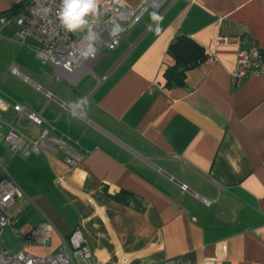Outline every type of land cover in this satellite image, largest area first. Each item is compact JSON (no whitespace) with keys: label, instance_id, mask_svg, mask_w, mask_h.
Listing matches in <instances>:
<instances>
[{"label":"crops","instance_id":"obj_1","mask_svg":"<svg viewBox=\"0 0 264 264\" xmlns=\"http://www.w3.org/2000/svg\"><path fill=\"white\" fill-rule=\"evenodd\" d=\"M23 1L0 0V13ZM154 11L163 17L159 33ZM2 20L14 34L11 15ZM179 33L209 55L182 82H168V47ZM251 37L264 52V0H164L93 74L57 81L40 61L41 71L5 67L11 82L0 96L40 112L41 126L23 120L20 128L34 138L45 130L58 152L13 155L8 171L31 201L19 204L4 244L46 255L79 226L91 258L73 251L75 264H264V76L231 83L238 45ZM80 98L87 115L73 116ZM66 146L76 167L64 160ZM46 220L41 243L32 233Z\"/></svg>","mask_w":264,"mask_h":264},{"label":"built area","instance_id":"obj_2","mask_svg":"<svg viewBox=\"0 0 264 264\" xmlns=\"http://www.w3.org/2000/svg\"><path fill=\"white\" fill-rule=\"evenodd\" d=\"M164 0H139L134 5H127L122 0H102L100 2V23L96 31L101 35L97 46L100 53L94 59H83L78 55L81 44L84 42L85 31L68 33L59 24L55 16L61 0H28L23 8L11 17L15 23L14 38L28 46L42 64L51 66L57 81L69 74L80 72L92 73L93 64L107 52L114 50L128 31L140 25L151 7H158ZM52 8L47 17L38 14L39 6ZM3 20L0 19V36L3 29ZM113 24H119L122 32L116 37L108 35ZM150 29V26H147ZM113 39L115 43H113ZM237 49L235 70L231 74L232 85H237L242 79L252 76H264V52L254 38L243 40ZM11 72L22 75L19 69L11 65ZM106 76H102L105 78ZM40 88L39 85H37ZM50 96V92H46ZM23 120L41 126L44 118L40 112L31 110L24 105L11 104L0 96V142L13 155L27 156L32 153L58 152L55 140L43 130L38 137H29L21 128ZM65 162L71 167L79 163L78 157L69 147H64ZM31 201L27 194L10 175L6 160L0 156V264H75L73 251H79L83 258H91V251L82 229L77 226L68 237L60 236V243L56 252L46 255H33L24 250L14 252L3 241L2 235L6 227L12 226L19 204ZM205 204L210 200L203 199ZM52 224L46 220L32 235L41 243L49 237ZM161 264H216V260L205 258L201 262H192L183 258H167Z\"/></svg>","mask_w":264,"mask_h":264},{"label":"clouds","instance_id":"obj_3","mask_svg":"<svg viewBox=\"0 0 264 264\" xmlns=\"http://www.w3.org/2000/svg\"><path fill=\"white\" fill-rule=\"evenodd\" d=\"M39 4V0H37ZM38 14L43 17L49 16L52 13V8L48 6H39L37 9ZM152 20L155 22V32L159 33L160 23L163 17L158 12H152ZM60 26L68 33H78L85 31L86 35L83 37V43L79 49L78 55L83 59H94L99 53L100 48L97 46L101 40V35L96 31V26L100 23V0H61L58 10L55 13ZM122 29L119 24H113L108 32L109 37L116 38ZM113 43L115 40L113 39ZM81 101L84 104L88 103L87 98H80L71 103L72 115H77L79 110L80 116H86L87 112L84 111Z\"/></svg>","mask_w":264,"mask_h":264},{"label":"trees","instance_id":"obj_4","mask_svg":"<svg viewBox=\"0 0 264 264\" xmlns=\"http://www.w3.org/2000/svg\"><path fill=\"white\" fill-rule=\"evenodd\" d=\"M27 1L24 0L22 3L15 5L14 12H12V9L1 12L0 19L2 20L3 17L8 15L12 17L23 8ZM168 53L174 63L165 68L164 75L168 82L173 80L179 83L182 82L187 70L204 61L209 55L202 45L183 33H179L174 37L168 47Z\"/></svg>","mask_w":264,"mask_h":264},{"label":"rangeland","instance_id":"obj_5","mask_svg":"<svg viewBox=\"0 0 264 264\" xmlns=\"http://www.w3.org/2000/svg\"><path fill=\"white\" fill-rule=\"evenodd\" d=\"M12 28L13 25L9 23L0 36V85L5 86L11 82L9 75L4 70L9 64H15L18 67H20L18 64H25L30 69L36 71H41L44 68V65L39 62L30 48L20 45L13 40L15 38ZM0 156L6 160L8 170L11 171L13 167V153L2 142H0Z\"/></svg>","mask_w":264,"mask_h":264},{"label":"water","instance_id":"obj_6","mask_svg":"<svg viewBox=\"0 0 264 264\" xmlns=\"http://www.w3.org/2000/svg\"><path fill=\"white\" fill-rule=\"evenodd\" d=\"M45 92H48L46 88H44ZM175 182H178L176 179H174ZM180 183V182H179Z\"/></svg>","mask_w":264,"mask_h":264}]
</instances>
